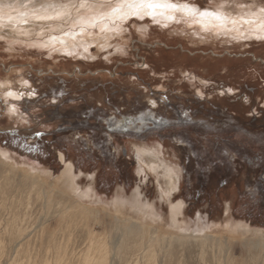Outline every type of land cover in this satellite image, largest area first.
<instances>
[{"label": "rangeland", "instance_id": "rangeland-1", "mask_svg": "<svg viewBox=\"0 0 264 264\" xmlns=\"http://www.w3.org/2000/svg\"><path fill=\"white\" fill-rule=\"evenodd\" d=\"M171 1L202 12L222 5L237 11L254 0ZM188 22L181 17L164 25L133 15L108 46L81 43L73 52L45 43L73 28L65 20L61 32L50 26L29 40L0 36V264H88L89 247L95 257L99 241L109 240L112 249L114 202L132 206L138 188L143 202L163 212L161 225H169L157 176L138 171V148L154 147L181 174L172 197L184 204L182 226L215 240L174 243L170 255L153 247L159 259L152 264H264V38L210 39ZM116 116L130 121L126 133L114 125ZM177 121L182 128L175 135ZM104 123L117 130H103ZM68 129L77 143H62ZM3 161L17 169L7 170ZM67 164L75 185L93 187L91 196L62 189L71 200L56 195L46 204L44 192L62 188ZM26 170L40 176V189L32 188ZM76 197L100 212L82 213ZM61 199L66 205L57 204ZM125 241L120 264L143 262L139 241Z\"/></svg>", "mask_w": 264, "mask_h": 264}, {"label": "bare ground", "instance_id": "bare-ground-1", "mask_svg": "<svg viewBox=\"0 0 264 264\" xmlns=\"http://www.w3.org/2000/svg\"><path fill=\"white\" fill-rule=\"evenodd\" d=\"M61 1L62 0H0V36L29 40V38H34L35 35H38V33H33L38 30L41 31L39 32V35L43 33V35H45L47 32H49L47 29H49L50 26L59 28L61 32V30H64L63 22L65 20L66 23L70 22L73 28L71 27L70 31L62 32L58 35L53 33L50 34L45 41L47 45L51 46L52 48L57 47L59 50L67 52H73L75 47L81 43L85 45L84 47H86V49H89L90 44H97L98 46L106 47L111 44V39L116 36L119 30H122V23L134 15L141 18L149 16L164 25H167L173 20L179 19L181 17H187V20L189 21L188 23L194 26V32H197L195 34H199V36H207V38L210 39L213 37H220L222 35H229L231 38L238 39H242L244 37L264 38V6H261L260 3L255 0L245 9L241 8L237 11H234V9H227L223 5L215 8V10H203L218 13L222 17L221 21H217L214 17H200L198 12L200 11V8L191 4L189 5L197 9V14L195 16L186 15L185 13L171 9L160 8L155 10L154 15H149L148 13L152 10L146 8H133L132 10L125 9L119 13L112 14L111 8L116 6V0H111L110 5H105L103 7L101 5L104 4V0H77V2L71 3ZM170 2L184 4L171 0ZM78 13L82 14L78 15ZM169 16H172L173 19H168ZM9 17H11V19H9ZM115 23H118V26H116ZM193 26H190V28ZM94 27H98L99 32H95ZM92 28L93 31L91 30L90 32V29ZM212 33H214V35ZM190 34L192 33L190 32ZM12 93V97H19L21 95L17 94V92ZM137 153L140 159L138 170L139 173L146 174L147 170H151L157 176L158 188L160 189L161 198L167 200L169 204L170 224L161 225L164 222V217L162 215L163 212L159 213L154 203L150 204L148 201L146 203L143 202L141 199L142 195L140 194V188H138L135 190L138 195L134 194L136 195V197H134L136 202L134 201L132 206H128L125 202L122 203V201H120L121 199H117L114 202V207L111 209L112 211L108 209L110 211V215L112 214V217H114L113 222L115 223L114 226L117 233H115L116 235H114V241H112V249L108 248L109 240H106L105 242H97L98 244H96L94 248L97 249L96 251H99L100 256L95 257L90 255L89 247L84 259L85 263L107 264L108 260H110V264H120V260L123 256V250L126 248L125 239L128 237L135 238L139 241L136 243L134 242V244L140 243L142 245L140 246L143 248V250L140 252V254H142L141 256L143 262L140 264H152L153 261H158L156 260L158 258H156V256H158V252L152 251V248H156V246H159V248L161 247L160 250H165L164 254L169 253L170 255L172 254V251H170L168 247L174 243L184 246L186 244H190L192 241H202L204 243L209 239L215 240V235L213 236L209 233H201L199 235L189 232L187 233L188 230L182 226L180 218L184 215V209L182 208L184 204L181 202L174 203L172 197L181 174H179L177 167L168 164V162L163 158L164 152L161 151L160 148L154 147L151 149L138 148ZM3 163L10 165L9 169L7 170L15 171L17 169V167L13 166V164L11 166V163L8 161H3ZM24 174L29 179V183L32 185V188L35 187L40 189L42 187L43 181L38 174L29 170H26V173ZM74 179L76 180V176L73 171V167L71 164H67L61 173L60 181L62 183V188H59V185L58 189L52 188L50 192H44V195L47 198H45L46 204L48 202L53 203V196L56 195L69 198V195L64 194V189L70 194L73 193V195H79L77 197L91 196L93 187L90 186L88 188L81 189L75 185ZM96 195H98V192H96ZM77 197L75 200V205H77L80 210H82V213L92 216L93 213L100 212L97 207L91 204H85L81 201V197L79 199H77ZM82 200H84V198ZM62 203L63 206L66 205L63 199L59 200L57 204L61 206ZM104 207L103 211H105ZM247 231L249 230L246 229V232ZM252 244L257 249L256 245L258 244ZM133 247L134 246H132V249L134 250ZM171 249L173 248L171 247ZM202 250L204 252V249ZM109 254L110 257H108ZM134 257L133 259L136 258ZM157 264H159V262Z\"/></svg>", "mask_w": 264, "mask_h": 264}, {"label": "snow or ice", "instance_id": "snow-or-ice-1", "mask_svg": "<svg viewBox=\"0 0 264 264\" xmlns=\"http://www.w3.org/2000/svg\"><path fill=\"white\" fill-rule=\"evenodd\" d=\"M111 0H104L105 5H110ZM133 8H146L151 9L149 15H154L155 10L160 9H171L174 11L185 13L186 15L195 16L197 14V9L187 3L176 4L170 2V0H116V6L111 8V13H119L122 10H132ZM163 14V13H161ZM200 17H214L217 21H221L222 17L216 12L203 11L199 12ZM11 19V17H9ZM168 19H173L172 16H169ZM7 95L12 96L13 93L9 92Z\"/></svg>", "mask_w": 264, "mask_h": 264}, {"label": "trees", "instance_id": "trees-1", "mask_svg": "<svg viewBox=\"0 0 264 264\" xmlns=\"http://www.w3.org/2000/svg\"><path fill=\"white\" fill-rule=\"evenodd\" d=\"M169 122H170V119H167ZM114 125H116V126H119V127H123L122 129H121V132L122 133H126L127 131H126V127H124L126 124H130V121L128 122V120L127 119H125L124 117H118V116H116L115 117V119H114ZM171 123V122H170ZM169 123V124H170ZM177 123H178V125H176V129H174V131H175V135L176 134H178L179 133V131H180V128H182V124L179 122V121H177ZM106 123H104L100 128H102L103 130L105 129V131H107V132H110V133H113V132H115L116 130H117V128H112L110 125H105ZM168 126V125H167ZM188 126H190L188 123H186V124H184V129L183 130H185V128H186V131H184L185 133H189L190 132V130H189V128L190 127H188ZM179 128V129H178ZM168 129H170V130H173L172 128H168ZM118 130H120V129H118ZM191 130H192V128H191ZM84 131L86 132V133H90L91 131H92V129L90 128V127H86V129H84ZM159 131H160V129H159ZM73 132V131H72ZM71 131H70V129H68V131L66 132V133H64V134H62V136L60 137L62 140H63V142L62 143H65V144H68V145H72V144H74V142H76L73 138H71L70 137V135L71 136H73L72 134H70V133H72ZM121 134V133H120ZM221 137H223V136H225L226 135V132H223V134L222 133H218ZM218 134H215V136H217ZM225 134V135H224ZM122 135H124V134H122ZM53 137H55V136H52V138ZM51 138V139H52ZM224 138V137H223ZM56 139L57 138H55L54 140H53V142L52 143H54V145L56 146L57 145V143H59L58 141H56ZM61 140V141H62ZM73 141V142H72ZM41 143H43V141L41 142ZM77 143V142H76ZM202 147H204V145H205V143H207V139H204L203 141H202ZM80 148H82V150L83 151H85V150H87L88 152H89V150L87 149V147L86 146H84V147H81L80 146ZM84 148V149H83ZM77 150L79 149L78 147L76 148ZM76 150V151H77Z\"/></svg>", "mask_w": 264, "mask_h": 264}]
</instances>
